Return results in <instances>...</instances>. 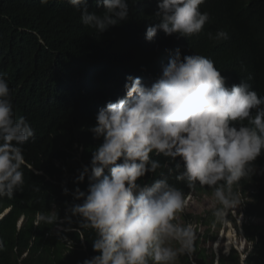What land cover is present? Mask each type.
Instances as JSON below:
<instances>
[{
    "label": "clouds",
    "instance_id": "clouds-1",
    "mask_svg": "<svg viewBox=\"0 0 264 264\" xmlns=\"http://www.w3.org/2000/svg\"><path fill=\"white\" fill-rule=\"evenodd\" d=\"M88 1L67 0L98 34L121 24L130 32L141 26L148 41L160 38L154 60L144 71H130L124 90L104 91V63L97 59L47 92L50 104L73 88L86 92L90 117L72 128L78 158L87 149L91 161L74 180L79 185L87 179L86 190L63 186V194L73 197L65 214L59 216L54 200L52 210L37 212L35 225H50L57 235L80 231L85 248L89 242L96 254L78 264H181L185 256L194 264L189 257H199L195 245L210 238L200 224H219L222 236L231 238L215 264L233 251L244 264L264 232V95L252 90L251 77L226 79L207 53L193 48V38L211 21L201 11L210 0H91L101 13L90 12ZM207 35L217 44L230 39L223 29ZM16 108L12 85L0 72V223L13 220L11 199L23 191L24 166L41 174L24 155L27 142L37 139L35 126ZM203 197L212 221L190 213ZM26 221L19 214L16 229ZM82 230L94 235L87 240Z\"/></svg>",
    "mask_w": 264,
    "mask_h": 264
},
{
    "label": "trees",
    "instance_id": "trees-1",
    "mask_svg": "<svg viewBox=\"0 0 264 264\" xmlns=\"http://www.w3.org/2000/svg\"><path fill=\"white\" fill-rule=\"evenodd\" d=\"M88 9L103 11L91 0ZM201 11L210 13L211 21L193 38V48L207 53L226 79L251 77L252 90L264 95V0H210ZM130 28L131 32L126 31L120 24L98 34L81 23L80 13L67 0H49L46 5L40 0H0V72L7 74L12 85L16 114L35 126L37 139L27 142L24 155L41 173L26 165L23 168V191L11 199L16 210L13 220L7 218L0 223V239L4 241L0 264H78L96 254L89 242L85 248L80 231L57 235L50 225H35L37 212L52 210L54 200L60 207L59 216L65 214V202L73 197L63 194V186L70 191L77 186L86 190L87 179L79 185L74 180L77 169L91 161L87 149L78 158L72 128L90 117L86 92L73 88L55 104L49 103L47 92L57 87V79H73L89 70L90 63L97 59L104 63L99 71L104 91L124 90L128 73L144 71L154 60L155 43L160 38L151 42L142 37L141 26ZM221 29L227 30L230 39L218 44L210 41L207 34ZM181 53L185 51L181 49ZM250 210H255L253 203ZM21 213L26 214L27 221L17 230L15 220ZM82 231L87 240L94 235L91 230ZM65 235L68 240L62 238ZM260 237L244 264H264V232ZM195 252L201 257L199 264H215L214 257L208 260L206 251L197 245ZM181 262H187L186 256ZM217 264H241V260L233 251L222 253Z\"/></svg>",
    "mask_w": 264,
    "mask_h": 264
},
{
    "label": "rangeland",
    "instance_id": "rangeland-1",
    "mask_svg": "<svg viewBox=\"0 0 264 264\" xmlns=\"http://www.w3.org/2000/svg\"><path fill=\"white\" fill-rule=\"evenodd\" d=\"M209 199H206V198H201L200 201L198 203H196L195 205L191 206L190 208V213L193 217L197 218L198 220H201V219H204V220H211L212 221V217L211 215L209 216V213H210V210H209ZM219 225V224H217ZM215 226V228H213L211 226V224H209V227H207V225H201V233H206V235L210 234V238L207 239L205 241L204 244H201V248H205V251L207 253V257H208V260L212 259V257H214V263H215V260H216V257H217V253H221L222 249L224 251H226V248L229 246L227 244V241L228 238L230 239L231 238V234H228L225 232L226 235L222 236V233H221V230L219 232V229L223 228L221 227H218V226ZM224 225H226V223H224ZM227 229L229 230V227H227ZM218 230V232H217ZM212 236H216L214 237V240L211 239ZM220 237L221 239H217L218 237ZM203 238L200 239V242L202 241ZM217 239V240H216ZM218 243V247L215 249V245H217ZM216 243V244H215ZM183 257H181V260H182ZM201 258V257H199ZM190 261L193 260V263L196 264L198 263L199 264V259L198 257L195 255V254H192L191 257H189ZM181 264H192V263H185V262H181Z\"/></svg>",
    "mask_w": 264,
    "mask_h": 264
}]
</instances>
